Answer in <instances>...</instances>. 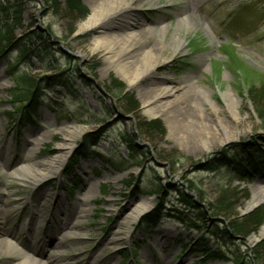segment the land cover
Here are the masks:
<instances>
[{"label": "rangeland", "instance_id": "374dc122", "mask_svg": "<svg viewBox=\"0 0 264 264\" xmlns=\"http://www.w3.org/2000/svg\"><path fill=\"white\" fill-rule=\"evenodd\" d=\"M74 1L0 0V239L47 264H234L239 254L258 264L264 201L247 205L264 191V0H134L109 30L84 32L92 0H78L84 17ZM143 30V44L169 58L130 85L92 47L98 37ZM176 34L180 47L170 44ZM182 82L188 92L168 115L178 121L171 132L164 117L143 111V95L154 85L179 92ZM68 126L83 132L58 173L38 186L9 175L59 156ZM223 126L232 130L224 140ZM143 201L129 233L126 218ZM156 206L163 216L141 226ZM222 229L231 236L224 246L213 235Z\"/></svg>", "mask_w": 264, "mask_h": 264}, {"label": "bare ground", "instance_id": "6f19581e", "mask_svg": "<svg viewBox=\"0 0 264 264\" xmlns=\"http://www.w3.org/2000/svg\"><path fill=\"white\" fill-rule=\"evenodd\" d=\"M134 0H92V14L89 16L88 20L84 23L79 24L81 31H86L90 28L109 30V26H106L109 20L113 19L117 14L130 7ZM193 5L189 4L188 7ZM186 20H181L179 23L180 30L184 26ZM203 27L209 34V30L206 25L202 22L198 23ZM147 32L152 31L150 28L146 29ZM179 30V31H180ZM143 30L142 33H131V34H113L105 35L95 39L92 51L95 52L98 49H103L105 51L106 59L110 62V66L118 67L123 76L128 79L130 85H134L138 82L139 78L143 75L148 74L152 69L164 63L169 57L165 56L162 51V46L156 49L149 48V44H143L144 38L147 33ZM171 43L177 41L181 46L184 40L179 35H172ZM148 66L143 71H140V67ZM188 83L182 82L179 86V92L171 85H158L150 86L147 88L145 94L143 95L142 107L143 111L148 117H164L167 126L172 131L178 126V121L170 120L168 115L171 114L176 108L183 109L182 101L185 99L187 94ZM224 127V126H223ZM224 134H222V139L230 136L232 132L231 129L224 127ZM208 128L203 126V131L207 132ZM66 135V140L61 143L59 147L61 148V154L48 162L30 160L28 163H23L16 169L12 170L9 175L16 178L18 181L26 185H41L43 182L48 180L50 173H58L59 166L62 165L66 159L67 154L72 149L74 140L79 137L83 129L78 127L68 126L63 128ZM229 138V137H228ZM220 140V138H219ZM36 151V147H33L29 151V156H31ZM85 166V165H84ZM264 201V191L261 188L255 189L251 200L248 202L247 209H252L261 204ZM76 205V203H74ZM43 203L39 201V209H41ZM148 207V202L143 201L127 216L124 225H126L127 232H131L132 224L139 218L141 213ZM86 211L87 209H83ZM59 217V224L62 221ZM164 219V218H163ZM76 222H71L68 227H75ZM70 232V233H69ZM66 233L67 235L75 234L71 231ZM264 234V224L259 230V235ZM65 235V234H64ZM258 235H254L251 241H256ZM165 238L159 237L154 239V243L162 244ZM54 253V252H53ZM9 258H19L20 261L17 264H47L44 261L34 258L27 254L26 250L18 245L16 242L11 241L9 238L0 239V259L3 257ZM57 255H53L52 258H57ZM53 261V260H52ZM50 264H59L58 260ZM1 263V262H0ZM227 264V263H220Z\"/></svg>", "mask_w": 264, "mask_h": 264}, {"label": "trees", "instance_id": "16d2710c", "mask_svg": "<svg viewBox=\"0 0 264 264\" xmlns=\"http://www.w3.org/2000/svg\"><path fill=\"white\" fill-rule=\"evenodd\" d=\"M71 8L73 9V10H75V11H77L79 14H80V16L81 17H84V16H86V14L88 13V11L82 6V5H80L79 3H78V0L77 1H74L73 3H72V5H71ZM263 120H264V118H263ZM235 150H237V149H235ZM179 195L181 196V201L183 202V204H185V205H188L189 207H191V206H193L192 208L193 209H196V210H198V214H199V216H205V213L203 212V211H201L200 210V208H198V207H196L195 206V204L196 203H193V201H192V198H191V195H189V194H187V193H185L184 191H183V189H179ZM161 210H162V208L161 207H157L148 217H147V219H144V220H146V222L145 223H147L148 222V219H149V217L150 216H156V215H158V214H160L161 213ZM179 220H182L184 223H187V221L183 218V217H181L180 216V218H178ZM237 225L236 224H231L230 225V228L231 229H236V230H238V228L236 227ZM239 231V230H238ZM213 235L215 236V237H217V238H219V244H222L223 246L224 245H227L228 243H229V241H231V236H230V232L227 230V229H222V230H218V231H214L213 232ZM261 246H262V244H261ZM216 255V257H219L220 256V254L218 255V253L217 254H214V256ZM235 258V257H234ZM246 258V257H245ZM245 258H244V256L243 255H238V256H236V258H235V264L237 263V264H245L247 261H249L250 259H247V261H245ZM253 258L256 260V263H261V261H260V259H262L263 261H262V264H264V248H263V250H261V252L260 253H258V251L256 252L254 249H253ZM260 258V259H259ZM241 260V261H240ZM248 264H250V262L248 263Z\"/></svg>", "mask_w": 264, "mask_h": 264}]
</instances>
